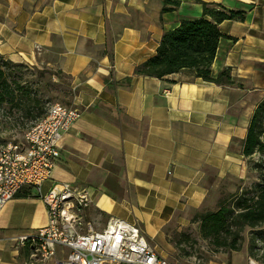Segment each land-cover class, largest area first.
Returning a JSON list of instances; mask_svg holds the SVG:
<instances>
[{
	"label": "crops",
	"instance_id": "crops-1",
	"mask_svg": "<svg viewBox=\"0 0 264 264\" xmlns=\"http://www.w3.org/2000/svg\"><path fill=\"white\" fill-rule=\"evenodd\" d=\"M175 1L162 12V0H0V58L66 75L80 112L41 194L55 182L84 186L99 227L136 222L160 256L185 264L193 255L179 251L180 234L202 240L193 216L257 181L241 142L264 97V0ZM202 3L244 12L218 23L210 67L214 77L229 69L233 83L134 74L165 31L201 17ZM46 223L35 188H22L0 210V264H27L17 238ZM216 254L209 264H244L242 250Z\"/></svg>",
	"mask_w": 264,
	"mask_h": 264
},
{
	"label": "built area",
	"instance_id": "built-area-1",
	"mask_svg": "<svg viewBox=\"0 0 264 264\" xmlns=\"http://www.w3.org/2000/svg\"><path fill=\"white\" fill-rule=\"evenodd\" d=\"M80 112L58 103L26 129L22 141L0 145V210L22 188H35L47 223L18 236L28 248L30 264H170L145 239L136 222L109 217L103 226L90 216V194L84 186L55 182L41 194L59 159L58 142ZM249 264L252 260L248 259ZM186 264H204L193 257Z\"/></svg>",
	"mask_w": 264,
	"mask_h": 264
},
{
	"label": "trees",
	"instance_id": "trees-1",
	"mask_svg": "<svg viewBox=\"0 0 264 264\" xmlns=\"http://www.w3.org/2000/svg\"><path fill=\"white\" fill-rule=\"evenodd\" d=\"M178 4L175 0H162L161 11H171ZM243 19V11L226 10L217 5L202 3L201 17L181 20L176 27L165 31L155 54L136 66L134 74L161 79L186 71L205 82L222 86L232 84L229 69H223L214 77L210 67L218 42L223 37L218 23ZM20 65L22 64H13L0 58V106L14 102L25 118L36 120L45 111L38 106L36 99H29V92H22L18 85L13 88L14 83L11 85L7 81L1 68ZM15 92H19L17 98L14 96ZM241 154L248 158L251 170L257 175V181L233 195L221 198L214 211L196 214L191 219L192 223H197L198 236L215 253L240 251L246 230L251 235L264 232V97L256 105L250 118L245 138L241 142ZM184 237V234H180L176 244L181 243V238L188 239ZM190 241L195 242L192 239L187 240ZM253 248L255 237L249 240V255H252Z\"/></svg>",
	"mask_w": 264,
	"mask_h": 264
},
{
	"label": "rangeland",
	"instance_id": "rangeland-1",
	"mask_svg": "<svg viewBox=\"0 0 264 264\" xmlns=\"http://www.w3.org/2000/svg\"><path fill=\"white\" fill-rule=\"evenodd\" d=\"M7 81L15 88V85L22 88L27 93L29 99H36L38 106L44 112L48 104L58 103L62 106L69 107V101L72 95L69 78L61 73L47 68L28 67L25 65L2 67ZM21 92V93H22ZM15 98L19 96V92L14 93ZM37 120V119H36ZM25 118L21 110L16 108L14 102L4 103L0 106V145L9 141H22L23 135L34 121ZM255 237V248L252 250V255H249V240ZM196 238V237H195ZM184 242V247L179 251L193 255L195 258L202 260L204 264H209L211 261L218 262L219 257L215 252L207 246L203 240H195ZM241 250L244 252V264H249L248 259L252 260V264H264V232L251 235L248 230L243 233V243ZM246 252V253H245ZM229 260L226 259V262ZM27 264L29 260L27 259ZM186 264V263H185Z\"/></svg>",
	"mask_w": 264,
	"mask_h": 264
}]
</instances>
